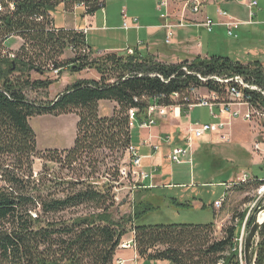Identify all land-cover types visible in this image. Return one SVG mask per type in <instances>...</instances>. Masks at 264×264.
Wrapping results in <instances>:
<instances>
[{
    "label": "trees",
    "instance_id": "1",
    "mask_svg": "<svg viewBox=\"0 0 264 264\" xmlns=\"http://www.w3.org/2000/svg\"><path fill=\"white\" fill-rule=\"evenodd\" d=\"M105 5L106 0H0V264H114L129 231L138 256L145 259L240 264L238 222L224 227L222 237L215 236L214 223L138 224L149 209L140 202L132 213L115 218V182L95 175L109 156L106 152H117L119 159L127 154L131 109L143 121L151 105H180L185 112L198 98L196 91L223 102L234 88L264 111L262 91L250 88L264 90L263 65L215 54L167 64L143 55L138 47L133 54L96 58L84 30L56 27L51 15L59 6L67 13L81 6L89 16ZM11 39L19 44L10 50ZM85 69H96L100 78L77 80L47 103L28 98V90L48 89L55 81L33 80L31 72ZM104 100L114 102L111 116L99 114ZM68 113L78 116L73 146L44 156L37 150L30 118ZM36 158L45 161L37 173ZM47 161L68 173L52 172ZM119 175L116 166L113 176ZM262 185L264 180L253 176L235 186L252 190ZM245 215L234 217L240 222ZM256 250V264H264V224Z\"/></svg>",
    "mask_w": 264,
    "mask_h": 264
},
{
    "label": "rangeland",
    "instance_id": "2",
    "mask_svg": "<svg viewBox=\"0 0 264 264\" xmlns=\"http://www.w3.org/2000/svg\"><path fill=\"white\" fill-rule=\"evenodd\" d=\"M248 1L250 0H106L105 7L95 15L97 28L89 32L88 40L94 47L95 54L103 52L96 55V58L109 53L105 52L110 49L109 47H117L109 46L112 38H116L119 40L118 47L138 46L143 55L153 57L156 61L159 59L174 62L194 61L197 57L205 58L207 54H215L230 57L242 64L260 61L264 67V0H256L258 5L252 8L247 6ZM83 13V9H77L73 15H63L58 10L54 13L56 25L71 21L77 25H84ZM125 13L129 18H124ZM207 19L217 25L209 27ZM160 22H162L161 25L159 24L162 31L151 28L150 33L155 34L143 41L147 29L141 26ZM233 22L240 23L238 29H232ZM230 29L233 33L236 30L237 37L230 36ZM179 30L184 32L185 36H181ZM189 32L193 35L189 36ZM17 44L19 42L16 39L7 42V46L10 47ZM124 50L116 51L124 54ZM64 57L68 59L71 54L65 52ZM99 77L96 69H85L81 72L67 70L58 75L31 72L33 80L49 78L55 81L48 89L28 90L27 95L32 101L47 103L54 100L67 85L81 79L98 80ZM201 93L205 92L201 91ZM113 105L111 101H101L99 114L102 117L111 116ZM232 106L234 113L248 112V107L243 102ZM170 115L173 116L172 112H168L163 118L172 119ZM223 115L230 141L222 140L218 135H204L191 145L189 155L191 162L176 164L166 159L160 166L153 157L152 162L155 164L150 166V160L142 158V169L151 174L144 183L151 184L156 181L159 184L153 188L136 187L134 191L128 180H122L121 177L115 179L113 176L115 167L119 166V169L121 166L129 167L130 162L127 154L119 159L117 152H106L109 156L104 160L100 173L95 177L102 182H115L116 187L113 189L117 204L113 210L115 218L125 213H132L133 206L140 202L145 206L148 205L149 209L138 224H208L214 223L217 215L214 223L215 236L222 237L224 227L238 222L239 260L240 264H246L245 237L255 216L258 215L259 220L261 213L264 216V185L252 190H240L238 186H233L228 191L230 194L222 207H216L214 202L225 195L226 187L230 182L238 180L244 173L264 180V117L252 115L250 120H244L241 117H231L227 113ZM163 118H160L150 129H141L138 125L133 127L131 142L134 146H141L147 135L150 132H157L160 127H164L162 125L170 127L175 123L174 120ZM77 120L78 116L75 113L31 117L29 122L36 134L37 150L47 156L50 150L62 151L71 148L76 136ZM216 121L209 109L197 106L190 112V119L182 116L179 125L185 130L188 124ZM172 130L168 128L166 133L167 136L172 137L170 141L172 144L169 145L170 148L162 147L163 154L175 144H184L181 137L172 134ZM174 131L177 132L176 129ZM162 136L164 137V133ZM151 144L157 145L152 142ZM140 148L142 154H146L148 150L151 154L155 151L152 146H148V150L144 147ZM141 153L139 150V154ZM44 162L42 159H35L36 173L42 169ZM47 162L52 172L62 175L68 173L65 169L60 170L58 164ZM157 166L160 167L157 169ZM241 213L246 215L244 220L239 222L234 215ZM130 233L131 231L124 238L129 239ZM258 242L259 233L250 251L252 264H256ZM124 250L127 249L122 248L119 254L122 252L126 255L131 252L130 249L126 252ZM160 261L163 260L139 257L137 260L130 259L125 264H172L169 261L166 263Z\"/></svg>",
    "mask_w": 264,
    "mask_h": 264
},
{
    "label": "built area",
    "instance_id": "3",
    "mask_svg": "<svg viewBox=\"0 0 264 264\" xmlns=\"http://www.w3.org/2000/svg\"><path fill=\"white\" fill-rule=\"evenodd\" d=\"M257 5L258 3L256 0H250L247 2V6L250 8L255 7ZM124 18L126 19L128 18L126 13L124 14ZM207 20L209 23V27L210 25L211 26L215 24L217 25V23L213 24L210 19H207ZM219 25H221V23ZM239 25L240 23L233 22L231 26H232V29L234 30V29H238ZM232 29L229 30L231 31L229 33L230 36L237 37V34H235L236 30L233 33ZM84 31L86 33L87 30L85 29ZM137 47L138 46L127 47L125 49V53L133 54ZM10 50H11V47H10ZM13 57L14 55H11V58ZM54 74L57 75L58 71L57 70L54 71ZM234 79L241 81L244 84V86H247V83L243 82V79L240 78L239 76H236ZM250 88L260 90L262 91V94L264 95V90L263 89L261 90V88H258L256 85H250ZM196 94L198 95V98L196 99L194 103L189 105V107L187 108L185 112L181 109L180 105L162 106V105L154 104V105H151L149 109L147 110L146 120L138 121L137 115H136L137 110L136 109L129 110L130 129H132L136 125H138L141 129H150L156 125L157 121L160 118L165 117V115L168 112H172L174 118H178L183 115H188V113L191 112L197 106L205 107L209 109L210 114L213 116V118L217 119V121L214 123L188 124V127H186V129L184 130V134H183L184 144L174 145L171 148L168 158L171 160V162L178 164L184 161H188V162L192 161L190 160L191 157H189L190 152H191L190 150L191 145L193 144L195 140L202 138L206 134L218 135L219 137H221L222 140L230 141L229 136L226 133L227 123L223 119L224 113H227L231 117L233 116L241 117L244 120H250L252 118V115H258V116L264 117V111L253 108L252 105H250V103L245 99L244 94L240 90H236L232 88L229 92V98L223 102L217 101L216 97L209 93L202 94L201 91H196ZM240 102H243L246 104V106L248 107V112L243 113V114H240L238 111H236L235 113L232 112V107H233L232 105L235 103H240ZM165 139L167 143H171L170 141L172 139L169 136H166ZM144 144L148 145L149 147L152 146V148H154L155 151L159 149L158 145L151 144V142L148 140H145ZM127 155L130 160L129 167H126V166L120 167L119 169L120 174H121L120 177L122 180H128V182H132L131 183V185L133 186L132 189H136L138 184L142 186L143 181L149 178L151 174L148 171H145L142 169L141 167L142 158L144 156L139 154V149L136 146L131 144L127 149ZM151 156L152 154H150L148 157H151ZM252 177L253 176H250L249 174L244 173L240 176L238 180L231 183V185L235 186V185L246 183L249 180H251ZM225 200H226V195H224L223 197H221L219 200L215 201L214 203L216 207L219 208V207H222ZM133 246H134L133 240L121 242V245H120L121 248H130ZM118 262L123 263L124 261L119 260Z\"/></svg>",
    "mask_w": 264,
    "mask_h": 264
},
{
    "label": "crops",
    "instance_id": "4",
    "mask_svg": "<svg viewBox=\"0 0 264 264\" xmlns=\"http://www.w3.org/2000/svg\"><path fill=\"white\" fill-rule=\"evenodd\" d=\"M77 9H83L81 6H77L76 7V9H75V11L74 12H72V13H67V12H65L64 10H63V7L62 6H59V7H57L56 8V10L55 11H52L51 12V15H52V17H53V19H54V23H55V26L56 27H65V28H69V29H81V30H87L86 31V39H87V44L89 45V47L94 51V47H92V45L89 43V40H88V34H89V32L92 30V29H94V28H97L96 27V17H95V15H96V13L94 14V15H86L85 13H83V15H82V18H83V21H84V25H77L74 21H71V22H66V23H63V25H56V22H55V16H54V13L56 12V11H60L63 15H73L75 12H76V10ZM84 10V9H83ZM67 17V16H66ZM128 17V16H127ZM129 18V17H128ZM64 19H66L65 17H64ZM91 19V20H90ZM161 23L162 22H160V23H155V24H150V25H143V26H141V27H146V29H147V31H146V33H145V35H144V39H143V41L144 40H147L148 39V37H152V35H154L155 33H150V29L152 28V29H160V31H162V29H161V27H160V25H161ZM160 24V25H159ZM140 27V28H141ZM122 28V27H121ZM139 28V29H140ZM123 29H125V28H123ZM131 29V28H130ZM138 29V30H139ZM125 30H128V29H125ZM179 32H180V30H179ZM181 33V36H185V35H183L184 34V32L182 33V31L180 32ZM188 35V34H187ZM193 34L191 33V32H189V36H192ZM119 43V40L118 39H116V38H112V41L110 42V44H109V46H117V47H109L110 49H107V51H105V52H109V53H118V51H116L117 49H120V50H124V49H126L127 47H131L130 45H126V47H123V48H121V47H118V44ZM127 44V43H126ZM125 51V50H124ZM67 52H69V51H67ZM70 53V52H69ZM101 53H103V52H100V53H98V54H96V55H99V54H101ZM208 55V54H207ZM158 60V59H157ZM159 61L161 62V61H163V62H169V63H173V64H176V63H179L178 61L177 62H174V61H167V60H161V59H159ZM100 78V77H99ZM100 103H101V101L99 102V106H100ZM112 103H114V102H112ZM113 107H114V105H113ZM194 110V109H193ZM186 118H189L190 119V112L188 113V115H184ZM170 117H173L172 119L171 118H169V119H171V120H174V122L175 123H172V125L170 126V127H167V126H165V125H162V126H164V127H166V129H163L164 127H160V130H157V132H153V133H151L150 132V134H148L147 135V139L146 140H148V141H151L152 143H156L157 145H159V149L158 150H156V152L155 151H153L152 152V156L151 157H148L151 153H149V150H148V145H145L144 144V142L142 143V144H140L141 146H137V148L140 150V153H141V149L142 148H140V147H144L145 149H147L148 150V152L146 153V154H142L141 153V155H143L144 157V160H150V166H152L153 164H155V162H152L153 161V159L154 158H156V162H157V164L158 165H160L161 166V164H162V162H163V160H166V159H169L168 158V155H169V153H170V150L166 153V154H163L162 152V147L163 146H166L167 148L169 147L170 148V146L169 145H171L172 143H167V141H166V139H165V137L167 136L166 135V133L168 132V128H169V130H172V134L173 133H175V134H177L179 137H181V139H182V141H183V134H184V127H181L180 125H179V120L182 118V116L181 117H178V118H174V116H172V115H170ZM164 120H169L168 118H163ZM223 119L225 120V117L223 116ZM160 120V119H159ZM159 126H161V124H159ZM177 130V132L176 131H174V130ZM164 130V131H163ZM163 133H164V137L162 136L163 135ZM150 135V136H149ZM213 135V134H212ZM146 138V137H145ZM171 139H172V137H170ZM133 144V143H132ZM134 145V144H133ZM175 145H179V144H175ZM136 146V145H135ZM172 147V146H171ZM154 157V158H153ZM143 160V161H144ZM159 166V167H160ZM158 166H157V169L159 168ZM237 180V179H236ZM235 180V181H236ZM145 181H143V185L141 186V185H139V186H137V188H140V189H150V188H153V187H155V186H157V185H159L158 183H156V181H154L153 183H151V184H149V183H147V184H145L144 183ZM231 183H233V182H230L228 185H227V187H226V193H225V195H226V200L228 199V195L230 194V193H228V191L230 190V188H232L234 185H231ZM224 185V184H223ZM136 188V189H137ZM136 189L134 190V191H136ZM133 191V192H134ZM137 192H139L138 190H137ZM225 200V201H226ZM139 203V202H138ZM224 204V203H223ZM215 215V214H214ZM216 218H217V215H215V222H216ZM214 222V223H215ZM128 235V233L125 235V236H127ZM124 236V237H125ZM122 238V242H125V241H131V240H133V238H134V236H133V233L131 232L130 233V238L129 239H125V238ZM122 248L120 247L119 249H117V251H116V254H115V257H114V264H118L117 263V261L118 260H123L124 262L123 263H121V264H125L128 260H130V259H135V260H137L138 258H139V256H138V254H137V251L135 250V247L133 246V247H130V248H124V249H127V250H124L125 252L126 251H128L129 249L131 250V252L130 253H128V254H123L122 252L119 254V251L121 250ZM119 255V257H117ZM118 258V259H117ZM160 262H162V263H166L167 261L166 260H163V261H160Z\"/></svg>",
    "mask_w": 264,
    "mask_h": 264
},
{
    "label": "water",
    "instance_id": "5",
    "mask_svg": "<svg viewBox=\"0 0 264 264\" xmlns=\"http://www.w3.org/2000/svg\"><path fill=\"white\" fill-rule=\"evenodd\" d=\"M262 211V210H261ZM264 224V216L262 221L258 219V215L253 219V223L248 229L247 236L245 238V260L246 264H252L250 259V251L253 245L255 237L258 235L261 226Z\"/></svg>",
    "mask_w": 264,
    "mask_h": 264
},
{
    "label": "bare ground",
    "instance_id": "6",
    "mask_svg": "<svg viewBox=\"0 0 264 264\" xmlns=\"http://www.w3.org/2000/svg\"><path fill=\"white\" fill-rule=\"evenodd\" d=\"M10 53V52H9ZM6 56V55H5ZM263 214H260V221H262ZM253 249V248H252Z\"/></svg>",
    "mask_w": 264,
    "mask_h": 264
}]
</instances>
